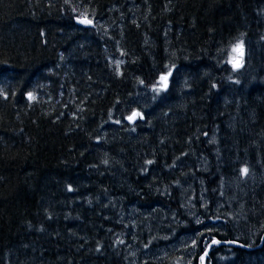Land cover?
Here are the masks:
<instances>
[{"label": "trees", "instance_id": "trees-1", "mask_svg": "<svg viewBox=\"0 0 264 264\" xmlns=\"http://www.w3.org/2000/svg\"><path fill=\"white\" fill-rule=\"evenodd\" d=\"M263 234L264 0H0V264H264Z\"/></svg>", "mask_w": 264, "mask_h": 264}, {"label": "rangeland", "instance_id": "rangeland-1", "mask_svg": "<svg viewBox=\"0 0 264 264\" xmlns=\"http://www.w3.org/2000/svg\"><path fill=\"white\" fill-rule=\"evenodd\" d=\"M88 24L90 25V23L88 22ZM238 57L232 56L230 57V64L233 66V63L238 62L237 61ZM115 62H117V59H112ZM111 60V61H112ZM237 69V68H236ZM164 78V79H162ZM158 85L160 86V88H165L167 85V76L163 75L159 80H158ZM140 103V101H139ZM129 209L125 210V214L130 216L133 214H137L136 210L132 211ZM194 223H197V219L194 218ZM264 235V234H263ZM258 243V248L263 244L264 242V238L262 240V237ZM190 235H185L179 238H175V240H172L169 244L165 245V246H160V247H156V248H142L140 249H134V248H127V252L128 255L131 260L133 261V263H137V262H146V261H153V260H157L161 257H163L166 253L169 252H174V253H178L182 256H184L186 258V261H189V258L193 255L194 253V249L192 248V243H191V238L189 237ZM262 240V242H261ZM253 241L249 240L248 245H252ZM251 247V246H250ZM248 260V259H247ZM247 262H250L251 264H261L262 261L260 258H256V260H253L249 258V260Z\"/></svg>", "mask_w": 264, "mask_h": 264}, {"label": "water", "instance_id": "water-1", "mask_svg": "<svg viewBox=\"0 0 264 264\" xmlns=\"http://www.w3.org/2000/svg\"><path fill=\"white\" fill-rule=\"evenodd\" d=\"M137 114L135 112H132L130 115H128L124 120L126 123L128 124H132L136 118ZM264 236V235H263ZM212 245H217V246H228V247H232V248H239V249H242L244 251H250L252 250L251 247H248V246H243L237 242H232V241H229V242H220V241H217V240H214L212 241L211 243H209V245L207 246L205 252H203V254L199 257V264H203V261H202V257L205 255L206 251L208 250V248Z\"/></svg>", "mask_w": 264, "mask_h": 264}, {"label": "snow or ice", "instance_id": "snow-or-ice-1", "mask_svg": "<svg viewBox=\"0 0 264 264\" xmlns=\"http://www.w3.org/2000/svg\"><path fill=\"white\" fill-rule=\"evenodd\" d=\"M87 22H89L90 23V21H87ZM232 51L233 52H239V56H240V61H238V62H235V63H233V68L235 69V68H238V67H241L242 66V58H243V43L241 42V43H239V44H237L233 49H232ZM162 79H164V78H162ZM29 98H31V96H29ZM247 168H245V169H242V172L246 175L247 174ZM203 259V258H202Z\"/></svg>", "mask_w": 264, "mask_h": 264}, {"label": "bare ground", "instance_id": "bare-ground-1", "mask_svg": "<svg viewBox=\"0 0 264 264\" xmlns=\"http://www.w3.org/2000/svg\"><path fill=\"white\" fill-rule=\"evenodd\" d=\"M263 238H264V236L262 237V240H263ZM262 240H261V242H262ZM233 242V241H232ZM253 249V248H252Z\"/></svg>", "mask_w": 264, "mask_h": 264}]
</instances>
